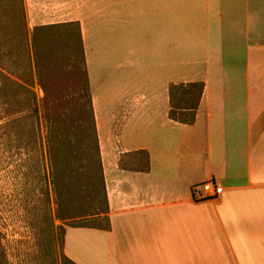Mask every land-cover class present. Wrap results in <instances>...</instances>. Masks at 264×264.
Masks as SVG:
<instances>
[{
  "label": "crops",
  "instance_id": "0c3cea01",
  "mask_svg": "<svg viewBox=\"0 0 264 264\" xmlns=\"http://www.w3.org/2000/svg\"><path fill=\"white\" fill-rule=\"evenodd\" d=\"M78 23L108 226L65 229L73 264H264V0H23ZM203 82L191 125L169 85ZM147 151L148 172L123 155ZM213 179L222 193L197 199Z\"/></svg>",
  "mask_w": 264,
  "mask_h": 264
},
{
  "label": "rangeland",
  "instance_id": "374dc122",
  "mask_svg": "<svg viewBox=\"0 0 264 264\" xmlns=\"http://www.w3.org/2000/svg\"><path fill=\"white\" fill-rule=\"evenodd\" d=\"M93 133L80 26L30 29L23 0H0V264H71L66 227H106Z\"/></svg>",
  "mask_w": 264,
  "mask_h": 264
},
{
  "label": "trees",
  "instance_id": "16d2710c",
  "mask_svg": "<svg viewBox=\"0 0 264 264\" xmlns=\"http://www.w3.org/2000/svg\"><path fill=\"white\" fill-rule=\"evenodd\" d=\"M68 24H76L79 26L78 23H68ZM60 25H64V24L38 26L35 28L36 30H42V29H48V28H52L54 26H60ZM203 91H204L203 82L171 83L168 89L169 101H170L169 118L180 124H188V125L193 124L195 122L196 112H197ZM86 92L89 96V102H90L91 124H92L93 131H94L92 142H93V147L95 149V154H96V161L92 163V166H90V169L88 171L89 172L91 171L92 174L96 178V184L92 186L93 192H97L98 197L101 194L103 201H104V209L99 210V208L96 207V203H95L96 201H93L92 199L91 204H92V207L95 209V213L90 216L98 217L99 215H104L105 219L107 220V226H108L109 218H108V204H107V197H106V189H105V182H104V177H103V172H102V165H101V159H100L99 148H98L97 132H96L95 124H94L93 110L91 106L87 78H86ZM53 151H54V146L51 145V141H50V145L48 148V156H49L50 164L52 168L55 170L57 164L54 159ZM119 163L122 169L128 170V171L148 172L150 169L149 155L147 151H137V152L123 155L120 158ZM53 180H54V184H57V181H55V176ZM58 185H59V182H58ZM58 195L61 198L60 191H58ZM71 218L74 219L73 217ZM85 219L86 217L82 216L79 220H85ZM70 226L72 227H97V226H86L83 224H77V225L74 224ZM70 263L73 264L72 262Z\"/></svg>",
  "mask_w": 264,
  "mask_h": 264
},
{
  "label": "built area",
  "instance_id": "2783aa9c",
  "mask_svg": "<svg viewBox=\"0 0 264 264\" xmlns=\"http://www.w3.org/2000/svg\"><path fill=\"white\" fill-rule=\"evenodd\" d=\"M194 190H199L197 199H212L222 193V186L215 180L210 179L194 187Z\"/></svg>",
  "mask_w": 264,
  "mask_h": 264
}]
</instances>
